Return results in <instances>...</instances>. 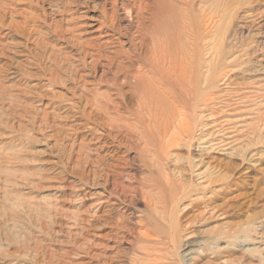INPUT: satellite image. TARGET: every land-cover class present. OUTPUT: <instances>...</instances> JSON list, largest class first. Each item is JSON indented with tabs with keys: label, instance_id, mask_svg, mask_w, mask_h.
Masks as SVG:
<instances>
[{
	"label": "rangeland",
	"instance_id": "374dc122",
	"mask_svg": "<svg viewBox=\"0 0 264 264\" xmlns=\"http://www.w3.org/2000/svg\"><path fill=\"white\" fill-rule=\"evenodd\" d=\"M179 1L169 0L184 14L171 23L172 53L180 58L191 53L198 36L202 62L218 65L210 90L216 98L208 107L217 122L231 120L221 123L223 129L217 127L215 135L228 143L204 158L217 179L208 188L186 169L188 151L197 153L194 146L188 150L176 134L163 137L152 122L149 129L137 127L138 135L143 131L149 140L148 159L156 171L185 169L174 172V180L203 188L172 212L179 231L176 250L167 239L158 242L159 232H173L167 220L159 219L160 227L154 226L142 243L156 246L150 250L154 264H264V0H235L228 7L227 0ZM115 3L0 0V264H132L144 231L142 193L155 190L132 157L136 149L118 148L107 137V143L92 139L100 135L89 129L92 124L83 115L92 106L75 97L84 91L107 93L110 75L100 78V70L94 74L87 69L71 84L58 71L78 63L79 51H95L91 46L110 31L104 22L119 18L126 25L129 15L136 14L137 1L118 0L117 8ZM150 13H142L145 24ZM111 39L114 43L105 49L121 59L129 47L127 37L116 32ZM202 68L206 72V65ZM198 129L195 134L203 130ZM132 143L147 148L144 142ZM79 147L83 153L77 164ZM161 147L171 154L167 160ZM97 153L133 172L132 179L119 178L130 188L127 196L112 197L101 206L103 180L92 183L87 174L92 167L85 161Z\"/></svg>",
	"mask_w": 264,
	"mask_h": 264
},
{
	"label": "bare ground",
	"instance_id": "6f19581e",
	"mask_svg": "<svg viewBox=\"0 0 264 264\" xmlns=\"http://www.w3.org/2000/svg\"><path fill=\"white\" fill-rule=\"evenodd\" d=\"M115 1L114 5L116 7L118 6V0ZM135 1H137V6H134L133 10H136V14L132 15L131 12L130 15L128 14L131 18L128 24L122 25L123 20L119 18L104 22L103 26L110 28V31H106V34L101 36L106 37L103 41L91 46L95 51H79L78 58H75L78 63L73 64L71 68L59 66L58 71L67 74L66 81L71 84L80 79L82 74H79V71L85 72L87 69L94 74H98L100 70V78L110 75L106 80L108 82L107 93L92 94L84 91L75 97L86 99V102L92 106L91 110L85 111L83 115L87 116L92 124L89 129L100 135L92 137L94 140L97 139L96 143L102 141L107 143V140H105L107 137L111 142L117 143V146H124L128 150L136 149L138 151L137 155L132 157L138 162L139 169L141 168L145 173L144 178L150 183L148 186L155 190V193H142L145 207L140 212L145 221L142 224L144 231L139 233L140 244H138L132 264H154L150 250L155 249L156 246L151 247L144 245L142 242H146L154 226L160 227L159 221L161 219L163 221L167 220L173 232L168 234L162 230L158 234L159 240L162 241L158 242L166 243L167 239V241L173 243L172 248L176 250L179 231L177 226H174L175 223L177 225V217H173L172 212L175 213L181 201L189 198L193 192L195 193V191L203 188H199L197 184L184 185L174 180V172L178 170L177 172L182 173L185 169L174 167L163 171L161 174L156 171L154 164L148 159L149 148L147 144L149 140L145 139L143 131L140 136L138 135L137 127L145 130L153 124L163 137L166 138L176 134L175 137L184 142L188 150L194 146L197 153L188 151L186 169L196 177V180L207 182L209 188L217 179L214 176L215 172L212 171L213 166L208 161L204 162V158L208 157L206 155L215 148L227 145L226 140L216 139L215 135L219 132V130L216 131L217 127L222 128V124L225 125V122L228 123L230 119L227 118L217 122L218 117L214 116L215 111L208 107V103L216 98L210 90L217 78L214 71L218 65L212 62L203 63L200 59L198 48L200 37L195 36L193 38L191 53H185L184 57L181 58L172 53L174 41L171 34V23L178 17L182 19L184 14L173 8L169 0H152L151 4L145 2L146 0ZM179 2L185 3L187 0H180ZM233 2L235 0H227V7L232 5ZM125 4L121 6L123 9L127 8ZM147 10H150L151 13L148 24H145L142 13ZM116 32L123 33L129 43V47L125 50V55L121 59L109 55V53L114 52L105 49L110 48V44L114 43L111 37ZM211 50L216 52L217 48L214 46L211 47ZM101 59L105 62L100 63L99 60ZM203 65L207 67L206 72L202 70ZM224 76L226 74L222 75V77ZM49 82H53V76L50 77ZM72 95L74 96L75 93ZM169 98L172 99V102L168 101ZM146 101H152L153 105H146ZM71 106L73 107L74 103H71L68 109ZM124 113L127 115H124ZM170 113H172V119H169ZM128 119H134L136 122H129ZM151 122L152 124H150ZM196 127L199 128L198 130L202 128L205 131L201 130L195 134ZM171 129L172 131H170ZM133 136H136V140ZM133 140L136 141V145L139 142H144L147 148L135 146L132 143ZM97 146L101 149L104 147ZM75 152V162L79 164L82 160V147H79ZM160 152L166 160L171 156L168 150L163 149V147H161ZM85 161L92 167L87 173L92 178V183L95 182V178L103 180L102 188L106 194L100 193L101 198L97 205L101 206L105 202L108 203L112 197L120 200L121 197L127 196L126 194L130 188L124 185L119 178L126 176L132 179L133 172L131 173L129 169L121 170L122 168L120 169L116 162L107 161L105 156L99 153L96 154L95 158H85ZM124 161L127 164L128 158ZM165 167L169 168L167 165ZM163 175L164 177H162ZM211 193H213L212 190ZM132 196L135 197L134 194ZM157 207L163 210L158 211ZM107 259L113 261V258L109 257ZM116 261L119 263V260Z\"/></svg>",
	"mask_w": 264,
	"mask_h": 264
}]
</instances>
